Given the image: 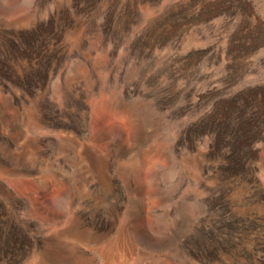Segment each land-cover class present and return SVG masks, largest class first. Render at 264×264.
Listing matches in <instances>:
<instances>
[{
    "label": "rangeland",
    "instance_id": "rangeland-1",
    "mask_svg": "<svg viewBox=\"0 0 264 264\" xmlns=\"http://www.w3.org/2000/svg\"><path fill=\"white\" fill-rule=\"evenodd\" d=\"M263 91L264 0H0V264H264V135L196 131Z\"/></svg>",
    "mask_w": 264,
    "mask_h": 264
},
{
    "label": "trees",
    "instance_id": "trees-1",
    "mask_svg": "<svg viewBox=\"0 0 264 264\" xmlns=\"http://www.w3.org/2000/svg\"><path fill=\"white\" fill-rule=\"evenodd\" d=\"M248 106L255 107L250 114ZM196 131L212 134V148L224 152L229 171L245 170L253 143L264 135V91L259 98L251 97L242 104L231 101L229 106L213 109Z\"/></svg>",
    "mask_w": 264,
    "mask_h": 264
}]
</instances>
